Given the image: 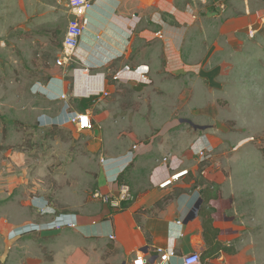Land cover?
Segmentation results:
<instances>
[{
    "label": "crops",
    "instance_id": "0c3cea01",
    "mask_svg": "<svg viewBox=\"0 0 264 264\" xmlns=\"http://www.w3.org/2000/svg\"><path fill=\"white\" fill-rule=\"evenodd\" d=\"M89 1L92 8L85 16L86 25L75 52L76 65L107 77L124 70L120 80L114 81L116 86L146 84L158 71L186 75L195 74L199 69L201 75L200 68L208 65L210 71L205 76H212L217 87L224 84V90H228L238 83L234 79L236 59L262 58L261 51H253L252 47L258 50L257 46L264 44V25L260 23L264 16V0H206L204 3L190 0L188 4L185 0ZM70 18L67 0H0L2 47L12 28L21 34L17 42L23 48L25 33H33L41 70L38 75L44 78H36L31 88L48 83L50 96L66 94L68 89L66 77L70 75L63 76L55 61L63 54L62 43ZM136 31L140 42L136 45L144 48L133 61L130 46ZM158 33L161 36H157ZM212 36L220 38L221 46L229 51L220 50L215 41L210 42L211 47L202 55L201 43ZM243 47L247 49L242 50ZM113 87L106 86L110 92ZM49 104L58 105L59 109L63 106L60 100ZM39 120L45 122L46 118ZM179 121L192 123L185 118ZM191 127L194 132L198 131ZM128 136L143 137L136 130ZM177 138L171 160H176L179 166L173 170L168 163L162 167L161 161L154 162L158 152L149 144L136 145L135 150L123 148L104 159L95 190L113 196L120 185L117 177L122 175L135 196L133 203L114 207L91 197L83 211L59 214L71 226H57L58 222L51 223L53 220L46 215L36 227H20L22 230L35 227L33 230L37 231L24 241L25 252L29 255L24 264H132L136 256L142 257L144 264H160L157 248L169 256L163 264H182V256L191 252L202 256L206 245L199 211L195 214L193 208L199 199L202 201V192L209 183L216 188L217 197H210L206 204L212 209L213 225L218 229L217 241L226 250L205 262L246 264L244 252L238 248L244 228L235 215L233 197L237 189L229 180H218L213 169H199V161L191 152L196 143L211 145L210 138L199 135L193 139L194 144L184 141L183 136ZM183 171L186 173L171 179ZM197 171L200 174L198 182L195 181ZM186 175L192 178L185 181ZM168 179L171 181L164 188L158 186L157 183ZM174 191L180 193L157 205Z\"/></svg>",
    "mask_w": 264,
    "mask_h": 264
},
{
    "label": "rangeland",
    "instance_id": "374dc122",
    "mask_svg": "<svg viewBox=\"0 0 264 264\" xmlns=\"http://www.w3.org/2000/svg\"><path fill=\"white\" fill-rule=\"evenodd\" d=\"M15 29L5 47L0 42V264H24L29 256L24 241L37 233L33 229L46 215L52 221L60 213L87 208L106 157L149 144L158 152L157 164L163 158L171 160L177 136L194 144L193 139L203 134L210 138L212 158L198 162V168L213 169L218 180H229L237 189L235 215L244 228L238 248L246 264H264V44L258 50L252 47L262 58L236 59L238 83L228 90L205 76L208 65L200 68L201 75L199 69L186 75L158 71L143 85L116 86L106 76L114 87L100 103L68 99V111H87L91 118V128L79 131L69 125L50 129L39 124L41 117L57 118L63 106L49 104L58 100L45 84L31 88L36 78H44L38 75V50L32 32L25 33L23 48ZM208 41L201 43L202 55L215 41L220 50L229 51L216 36ZM136 44L138 31L130 46L133 61L144 48ZM66 78V94L71 96L73 79ZM181 118L204 129L194 132L186 122L180 123ZM134 130L143 137L130 138ZM199 177L197 171L196 182ZM26 225L35 227L20 229Z\"/></svg>",
    "mask_w": 264,
    "mask_h": 264
},
{
    "label": "built area",
    "instance_id": "2783aa9c",
    "mask_svg": "<svg viewBox=\"0 0 264 264\" xmlns=\"http://www.w3.org/2000/svg\"><path fill=\"white\" fill-rule=\"evenodd\" d=\"M195 2L204 3L206 0H193ZM67 6L71 13V18L68 21L66 31L63 38V54L62 56L55 61L56 67L62 69L61 74L64 76L69 74L72 79V94L71 96L65 94L64 92L59 95H54L57 100L63 102L62 110L69 112L67 118L64 119L61 126H73L79 131H85L91 128V118L89 113H77L72 110L68 111L67 103L69 98H82L91 100L93 104L100 103L102 100L109 97V91L106 88L107 80L106 75L101 72L91 71L89 68L81 67L76 65L75 61V52L79 44L80 38L82 36L84 27L86 25V14L92 8V2L89 0H67ZM260 23L264 25V16L260 19ZM161 36V34H157ZM126 70H128L126 68ZM124 71V70H123ZM119 72L111 76L112 81L120 80V74L124 72ZM83 77L84 81H79L78 77ZM85 91L83 95L78 94V91ZM136 149V145L132 146V150ZM192 154L198 159L200 163L207 161L210 158V153L206 145L203 143H196L192 148ZM162 167H165L167 164L172 170L178 168L179 163L176 160H169L163 158L160 162ZM156 175L160 174L156 172ZM186 173V171L179 172L176 175L172 176L171 179H177L180 175ZM171 180L162 181L157 183L160 188H164ZM94 199L101 201L103 204H109L110 206H120V204L133 203L135 201V196L131 192L127 184L118 185L116 193L111 195H106L95 190L92 194ZM60 216L56 219L58 222L57 226H71L70 222L65 221ZM112 239L113 236H110ZM156 252L160 255V264L166 263L169 259L167 253H164L160 248L156 249ZM182 264H204L201 259V255L198 252H191L186 255H183L181 258ZM132 264H144L142 257L136 256L135 260L132 261Z\"/></svg>",
    "mask_w": 264,
    "mask_h": 264
},
{
    "label": "trees",
    "instance_id": "16d2710c",
    "mask_svg": "<svg viewBox=\"0 0 264 264\" xmlns=\"http://www.w3.org/2000/svg\"><path fill=\"white\" fill-rule=\"evenodd\" d=\"M48 79V78H47ZM91 101V100H90ZM42 122H39L41 124ZM58 126H51L49 127L50 129L56 128ZM185 177V176H184ZM117 182L118 184H125L123 181V176L120 175L117 177ZM180 191H174L167 196H165L162 201H160L157 205L160 206L161 204L166 203L168 200L173 199L176 197ZM215 198L217 197V191L216 188L211 187L210 183L206 185V188L202 192L201 198H202V205L200 206L199 209V218L201 221V227H202V236L203 240L206 245V251L204 254L201 256L202 261L204 264H206L205 259L207 258H213L218 256L221 252L225 251V247L222 246L217 241V236H218V229L214 227L212 217H211V211L212 209L210 207H207V200L209 198Z\"/></svg>",
    "mask_w": 264,
    "mask_h": 264
},
{
    "label": "clouds",
    "instance_id": "9594fccd",
    "mask_svg": "<svg viewBox=\"0 0 264 264\" xmlns=\"http://www.w3.org/2000/svg\"><path fill=\"white\" fill-rule=\"evenodd\" d=\"M46 86H47V90H49V84L48 83L46 84ZM68 114H70V113L66 112L65 110H63V112L57 118H55L53 120L46 119V121L42 122L41 125L42 124L45 125L46 128H49V127H51L53 125L59 127V126H61V124L64 121V119L67 118ZM59 217H60V215L54 217L53 222H51V223L56 222V219L59 218Z\"/></svg>",
    "mask_w": 264,
    "mask_h": 264
},
{
    "label": "water",
    "instance_id": "95a60500",
    "mask_svg": "<svg viewBox=\"0 0 264 264\" xmlns=\"http://www.w3.org/2000/svg\"><path fill=\"white\" fill-rule=\"evenodd\" d=\"M191 126H193L195 129H200V130H203L204 128L203 127H197V126H194L192 123H190V122H188ZM201 203H202V201L199 199L197 202H196V204H195V206H194V208H193V211L195 212V214H197L198 213V211H199V209H200V206H201Z\"/></svg>",
    "mask_w": 264,
    "mask_h": 264
},
{
    "label": "bare ground",
    "instance_id": "6f19581e",
    "mask_svg": "<svg viewBox=\"0 0 264 264\" xmlns=\"http://www.w3.org/2000/svg\"><path fill=\"white\" fill-rule=\"evenodd\" d=\"M78 80H79V81H84V78L79 76V77H78ZM77 93L83 95V94L85 93V91H82V90H81V91H78Z\"/></svg>",
    "mask_w": 264,
    "mask_h": 264
}]
</instances>
